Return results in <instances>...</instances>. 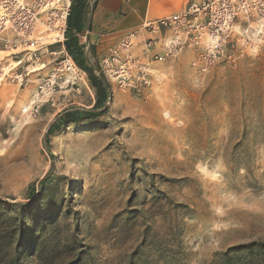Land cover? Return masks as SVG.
<instances>
[{"label": "rangeland", "instance_id": "374dc122", "mask_svg": "<svg viewBox=\"0 0 264 264\" xmlns=\"http://www.w3.org/2000/svg\"><path fill=\"white\" fill-rule=\"evenodd\" d=\"M175 36L157 37L158 59L136 53L146 84L106 78V109L71 124L94 111L88 78L23 112L61 44L46 68L5 70L0 264H264V34L239 28L213 55Z\"/></svg>", "mask_w": 264, "mask_h": 264}, {"label": "built area", "instance_id": "2783aa9c", "mask_svg": "<svg viewBox=\"0 0 264 264\" xmlns=\"http://www.w3.org/2000/svg\"><path fill=\"white\" fill-rule=\"evenodd\" d=\"M72 1L69 0L68 7L65 3L61 4V8L67 9L66 19L64 24L57 21L52 29V11L57 12V20L61 19L59 15L63 13L62 10H52V0H0V55L11 54L7 57L15 60L14 63L24 64L29 68L45 65L42 63L52 65V46L62 45L63 59L55 65L53 75L51 69L44 86L38 90L43 97L45 95L41 88H46L51 79L57 81L55 86L52 85V94L62 81L70 82L66 85L67 88L77 92L81 90L78 82L87 83L88 75L79 68L65 47ZM239 28L256 35L264 34V0H192L179 14L146 22L142 30L149 37L144 46L138 41L139 32L121 38L100 58L101 69L97 74H102L113 83L119 82L121 89L137 88L138 83L146 84L147 81L141 72L142 63L136 53L140 50L148 59H158L159 56L151 52L154 51L156 36L163 31L176 32V40L171 44L176 50L185 45L198 48L205 37V49L213 55V52L219 53L225 49L227 41ZM52 30L62 34V38L53 44ZM185 34L187 37L184 38ZM3 61L4 59L1 60ZM0 70V79L3 80L5 70ZM16 79L23 81V76L17 75Z\"/></svg>", "mask_w": 264, "mask_h": 264}, {"label": "crops", "instance_id": "0c3cea01", "mask_svg": "<svg viewBox=\"0 0 264 264\" xmlns=\"http://www.w3.org/2000/svg\"><path fill=\"white\" fill-rule=\"evenodd\" d=\"M180 1L75 0L76 6L85 7L86 14L79 30L74 28L72 34L78 39L89 61L91 51H94V59L98 61L100 53L108 51L121 38L133 32L141 34L146 22L181 13L185 6H180Z\"/></svg>", "mask_w": 264, "mask_h": 264}, {"label": "trees", "instance_id": "16d2710c", "mask_svg": "<svg viewBox=\"0 0 264 264\" xmlns=\"http://www.w3.org/2000/svg\"><path fill=\"white\" fill-rule=\"evenodd\" d=\"M75 0L72 1L71 11L68 18V30L66 34V42L65 47L68 51V53L73 57L79 68H81L83 71L86 72L88 75V79L93 86V88L96 91V102L94 105V111L91 114H88L85 118H78L79 116L72 114V113H66L63 117V120L61 121L64 124H71L78 122L79 120H90L95 118L96 116L100 115L98 112L101 108L106 109L105 105H107L108 100L111 98V86L107 82L106 78L100 74H97L96 66L97 61L93 60L95 57L94 51H91V62L88 59V55L86 52L82 49L81 46H79L78 39L75 35L72 34V30L74 28H77L79 30L80 23L84 21L86 9L83 6H76ZM98 112V113H97ZM52 130H50L51 133ZM46 145H47V139H46ZM48 146V145H47Z\"/></svg>", "mask_w": 264, "mask_h": 264}, {"label": "bare ground", "instance_id": "6f19581e", "mask_svg": "<svg viewBox=\"0 0 264 264\" xmlns=\"http://www.w3.org/2000/svg\"><path fill=\"white\" fill-rule=\"evenodd\" d=\"M64 3L66 5V7H68L69 4H70L69 0H52V3H50V5L52 6V10L57 9V10H62L63 11V13L61 15H59V17H61L60 20H57V17H58L57 12H53L52 11V29H53V24H56L57 21H58V23L60 21H62L63 24H64V21L66 19L67 9H66V7L65 8H61L60 7L61 4H64ZM59 24H61V23H59ZM55 28H57L56 25H55ZM59 38H62V34L61 33H57V32H55V31L52 30V44L54 42H58L57 39H59ZM156 38H157V36H156ZM47 39H49V37H47ZM156 46H158V42L157 41H156V44L154 45L153 48H156ZM10 55H7V56H10ZM1 60H3V58ZM1 60H0V62H1ZM18 64L19 63H13V64L9 65L7 68H4V70L7 69V70L11 71V70L14 69V67L18 66ZM42 64H45V65H38L37 67H36V65L33 66L32 67V71H38L40 69L46 68L48 63H42ZM0 81H2V80L0 79ZM48 83H49V85L46 88H41L43 90L42 93H44L43 95H45L47 97H49L52 94L51 93V91H52V85L55 86L57 84V81H54V80L51 79V80L48 81ZM68 83H70V82H67V83L62 84L61 85V87H62L61 89L62 90L63 89H67V86L66 85ZM114 84L117 87L120 86L119 85V82H114ZM111 91H112V89H111ZM41 96H42L41 93L37 92L34 95V99H33L32 103L27 108H24L23 109V112L28 114L30 111H32L37 104L41 103V100H42V97Z\"/></svg>", "mask_w": 264, "mask_h": 264}, {"label": "clouds", "instance_id": "9594fccd", "mask_svg": "<svg viewBox=\"0 0 264 264\" xmlns=\"http://www.w3.org/2000/svg\"><path fill=\"white\" fill-rule=\"evenodd\" d=\"M201 170L203 171V168H201Z\"/></svg>", "mask_w": 264, "mask_h": 264}]
</instances>
